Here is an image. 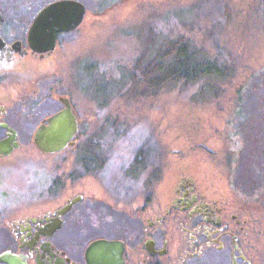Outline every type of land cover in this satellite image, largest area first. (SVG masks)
Here are the masks:
<instances>
[{
	"label": "rangeland",
	"instance_id": "obj_1",
	"mask_svg": "<svg viewBox=\"0 0 264 264\" xmlns=\"http://www.w3.org/2000/svg\"><path fill=\"white\" fill-rule=\"evenodd\" d=\"M84 2L88 15L72 37L60 86L72 92L82 117L80 146L92 151L89 141H98L107 155L104 176L116 190L144 183L154 167L163 185L179 170L215 178L255 211L264 234V0ZM173 42L186 43L192 57L219 73L166 88L135 87V64L146 65ZM38 109L12 117L24 139L0 161L2 188L43 183L38 169L56 161L28 141L27 117ZM136 157L145 170L139 165L137 179L127 178ZM5 245L0 238V253Z\"/></svg>",
	"mask_w": 264,
	"mask_h": 264
},
{
	"label": "flooded vegetation",
	"instance_id": "obj_2",
	"mask_svg": "<svg viewBox=\"0 0 264 264\" xmlns=\"http://www.w3.org/2000/svg\"><path fill=\"white\" fill-rule=\"evenodd\" d=\"M62 1L84 5L82 21L58 30L51 42L32 40L30 31L40 13ZM88 9L84 0H0V88L1 96L5 94L0 97V141L10 147L0 151V161L23 144V131L12 120L17 111L26 113L39 105L26 122L30 127L33 121L27 137L32 143L37 126L61 110L64 100L78 118L71 142L45 153L56 161L38 169L43 173L37 181L43 183L23 189L0 186V238L6 244L1 252L9 250L27 264H89V244L107 239L116 244L113 253L121 248L122 264H264L258 216L241 197L215 185V178L179 170L163 185L154 167L149 180L116 190L109 174L104 176L107 155L99 152L98 141L86 139L93 143L92 151L90 145L80 146L82 117L72 92L60 86L67 50ZM140 159L127 167V178L137 179L139 165L145 170Z\"/></svg>",
	"mask_w": 264,
	"mask_h": 264
},
{
	"label": "water",
	"instance_id": "obj_3",
	"mask_svg": "<svg viewBox=\"0 0 264 264\" xmlns=\"http://www.w3.org/2000/svg\"><path fill=\"white\" fill-rule=\"evenodd\" d=\"M85 6L70 1H62L53 4L43 10L33 24L30 37L32 40L52 41L58 30H70L75 28L83 19ZM65 106L49 116L48 122H41L34 132V142L38 149L44 153H53L62 150L75 136L78 130L77 114L68 100H64ZM7 126L6 123H2ZM9 142L0 141V151L8 152ZM107 239H98L91 242L87 248L86 256L89 264L95 262L110 264L113 256L114 264H122L121 248ZM0 262L7 264H27L19 255L6 250L0 253Z\"/></svg>",
	"mask_w": 264,
	"mask_h": 264
},
{
	"label": "trees",
	"instance_id": "obj_4",
	"mask_svg": "<svg viewBox=\"0 0 264 264\" xmlns=\"http://www.w3.org/2000/svg\"><path fill=\"white\" fill-rule=\"evenodd\" d=\"M176 43L173 42L168 51L146 65H142L144 59L135 64V72L131 75L135 87L141 85L145 89L166 88L180 79L194 83L208 75L219 73L211 62L192 57L193 53L188 50L186 43Z\"/></svg>",
	"mask_w": 264,
	"mask_h": 264
}]
</instances>
